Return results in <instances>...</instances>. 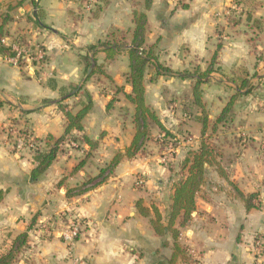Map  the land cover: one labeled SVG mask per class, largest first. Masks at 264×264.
<instances>
[{"label": "crops", "instance_id": "0c3cea01", "mask_svg": "<svg viewBox=\"0 0 264 264\" xmlns=\"http://www.w3.org/2000/svg\"><path fill=\"white\" fill-rule=\"evenodd\" d=\"M134 9L143 10V0H0L3 38L44 53L43 61L23 58L21 66L0 54V256L25 233L11 264H168L172 239L167 229L155 233L153 208L166 226L182 162L208 144L195 209L179 227L187 253L173 264H264V127L250 129L248 140L237 122L252 121L251 114L220 117L248 78L245 72L260 69L257 77L264 75L258 59L264 56V0H151L144 47L153 58L144 72V97L170 132L167 139L175 141L174 154L168 163L160 161L165 148L156 138L164 133L153 124L143 154L124 157L102 182L66 196L133 139L134 105L125 96L131 90L129 46L111 59L102 46L87 48L115 29L129 40ZM88 60L97 67L86 79ZM207 69L200 108L192 87ZM72 86L79 91L63 104L72 112L90 104L81 123L97 145L62 148L44 173L32 176L33 154L13 147L15 135L62 136L66 120L57 101ZM237 192L256 194L249 209ZM74 217L83 218L85 227L74 242H65L57 231Z\"/></svg>", "mask_w": 264, "mask_h": 264}, {"label": "trees", "instance_id": "16d2710c", "mask_svg": "<svg viewBox=\"0 0 264 264\" xmlns=\"http://www.w3.org/2000/svg\"><path fill=\"white\" fill-rule=\"evenodd\" d=\"M150 3L151 0H143V10L134 9L132 11V20L134 26L131 30L129 40L125 39L126 32L115 29L108 32L104 40L94 45H90L87 48L88 50H92L97 46H102L105 50L106 58L111 59L123 46H129L127 48L129 68L128 72L126 73V78L131 86V90L129 93H126L125 96L134 105L133 124L135 132L130 145L124 149L123 153L117 152L112 160L104 168H102L96 176L88 177L79 185L67 189L66 196H72L74 194L85 192L89 187L88 185L92 182H94V184L102 182L106 178V176L113 170L115 165L124 157L129 158L136 155L137 153L143 154V145L144 142L150 138V128L153 124L159 127L161 133H164L162 137L156 138V140L160 142L162 147L166 146V139L171 136L170 132L162 126L155 112L146 104L144 97V72L150 59L153 58L151 53L144 47V34L147 24L146 10L149 9ZM5 35L6 32L4 30L3 22L0 25V54L10 57L13 56L15 52L12 51L11 48L1 44V39ZM22 42L23 41L18 40V43H20V45L23 44ZM219 48L220 46L218 45L217 49ZM216 58L217 50L213 54L209 65H212ZM43 59L44 57L42 58V61ZM22 61L23 58L20 57V66L22 65ZM89 66H91L90 60H88L87 62L85 72H87ZM96 67V65H93L86 79H89L95 73ZM210 72L211 69H207L202 74H199L200 78L196 80L192 87L194 102L200 108L202 107L200 79L206 77ZM246 85L247 80L246 78H243L241 80L239 89L245 88ZM73 91L74 93L70 94ZM78 91L77 86H72L69 88V90L63 93V96L65 97L57 101L58 108L63 112L66 120L64 124L63 135L58 138L47 136L45 139L33 137V140L35 142H43L44 145L40 148L30 150L33 154V159L36 162V166L32 169V176H38L48 169V167L55 160L57 154L59 153V144L64 140V137L66 135H70L72 140L77 141L78 143L85 142L89 145L90 149L95 148V146L97 145L96 142H93L84 135L83 126L81 123L85 114L89 110L90 104L87 103L83 105L75 112H72V110L68 109L66 105L63 104V101L66 98L76 96ZM237 95H239V91L236 94L232 95L227 104L223 107L220 113L221 118H224L228 113H230ZM205 127L206 121L203 120L201 130L202 134L206 129ZM23 132H27V130H24ZM17 135H15V138L17 137ZM168 141H170V139H168ZM210 154L211 151L208 144H201L196 152L188 155L182 162L181 170L180 172H178V174H180V177L174 184L173 194L171 196L169 219L166 226L161 222L160 214L158 213V211L153 208L154 219L151 220V225L155 233L159 236H162L165 233V229H167V232L172 239L173 253L168 261V264H173L178 256H184L187 253V248L181 245L178 241V238L180 236L179 227L184 226L190 220L191 213L195 209V196L199 191L202 183L204 182L206 171L204 165L209 161ZM237 193H239V196H246L244 198L246 208L249 209L250 204L248 200L252 196H256V194H243L242 192ZM139 207L140 212L143 215H148L147 208H143L141 206ZM176 223L177 226H175ZM25 242L26 234H19L15 238L11 248L0 256V264H11L17 255V251L22 245H24Z\"/></svg>", "mask_w": 264, "mask_h": 264}, {"label": "built area", "instance_id": "2783aa9c", "mask_svg": "<svg viewBox=\"0 0 264 264\" xmlns=\"http://www.w3.org/2000/svg\"><path fill=\"white\" fill-rule=\"evenodd\" d=\"M1 44L11 48L15 54L9 58V61L13 64H18L20 57L28 58L32 61H41L44 57V53L42 49L39 47L36 49V52L33 53L27 46H19L14 42H10L7 38L1 39ZM43 146V142H35L33 137L28 133H18L15 141L13 142V147L16 149L27 148L29 150L40 148ZM79 146L77 141L72 140L70 135H66L64 140L59 144V148H76ZM175 147L169 144L166 147V150L160 156V161L162 163H168V161L172 158L174 154ZM143 181V178H138L137 184L140 185ZM85 220L81 217H74L67 220V222L57 231L58 237L61 238L65 242H74L79 235L81 234L83 228L85 227ZM255 250L260 253L262 251V244L259 239L255 240Z\"/></svg>", "mask_w": 264, "mask_h": 264}, {"label": "rangeland", "instance_id": "374dc122", "mask_svg": "<svg viewBox=\"0 0 264 264\" xmlns=\"http://www.w3.org/2000/svg\"><path fill=\"white\" fill-rule=\"evenodd\" d=\"M258 59L264 63L263 55H260ZM260 71H261L260 69H256V70L251 71L250 73L249 72L244 73L245 77L248 76V78H246L247 85L245 88L239 89L240 92H239V95H237L238 106L236 105L235 108L232 107L230 111L233 114L234 113L235 114L237 113L239 115L240 114H251L254 117L252 121L246 122V120H243V121L239 120L237 122L238 133L243 132L245 134V138L248 140H253L252 131L250 129H253L256 127H259V128L264 127V121L262 120V118L264 117V75L257 77L258 72ZM238 85L240 88V84ZM222 99H224V97H222ZM247 99L249 101L248 103H245ZM174 143L175 141H171V140L168 141L167 139L166 146H164L165 149L163 148L164 149L163 151L166 150V147L169 144H171V146H175ZM262 145L264 146V144H260L259 146H262Z\"/></svg>", "mask_w": 264, "mask_h": 264}, {"label": "water", "instance_id": "95a60500", "mask_svg": "<svg viewBox=\"0 0 264 264\" xmlns=\"http://www.w3.org/2000/svg\"><path fill=\"white\" fill-rule=\"evenodd\" d=\"M91 69H92V65L88 68L87 73H86V76L90 73ZM72 93H74V91L71 92L70 94H72ZM64 97H65V96H62L61 99H63Z\"/></svg>", "mask_w": 264, "mask_h": 264}]
</instances>
